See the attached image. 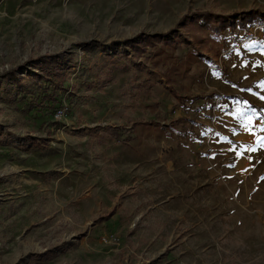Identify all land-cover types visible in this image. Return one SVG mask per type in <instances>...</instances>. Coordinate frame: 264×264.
Here are the masks:
<instances>
[{
    "label": "rangeland",
    "instance_id": "374dc122",
    "mask_svg": "<svg viewBox=\"0 0 264 264\" xmlns=\"http://www.w3.org/2000/svg\"><path fill=\"white\" fill-rule=\"evenodd\" d=\"M196 9L264 0H0L1 263L264 264V23Z\"/></svg>",
    "mask_w": 264,
    "mask_h": 264
},
{
    "label": "trees",
    "instance_id": "16d2710c",
    "mask_svg": "<svg viewBox=\"0 0 264 264\" xmlns=\"http://www.w3.org/2000/svg\"><path fill=\"white\" fill-rule=\"evenodd\" d=\"M192 14L204 15L206 18L210 19V25L213 28H216L215 31L218 33L225 27H229L232 31L237 28L245 29L248 24L256 23H264V11L257 9H249V10H240L233 11L228 15L224 14H215L210 11H203L200 9H196ZM182 22V19L171 29L165 32H157V33H146L139 32L135 36L125 39L130 45L135 47L136 49L141 48L142 51H146L149 45L154 46L157 41H166L170 39V34L177 30L179 24ZM138 39V40H136ZM203 40V37L199 38ZM186 42L191 43L190 39H185ZM171 92L175 96H179L177 91L174 88H171Z\"/></svg>",
    "mask_w": 264,
    "mask_h": 264
},
{
    "label": "built area",
    "instance_id": "2783aa9c",
    "mask_svg": "<svg viewBox=\"0 0 264 264\" xmlns=\"http://www.w3.org/2000/svg\"><path fill=\"white\" fill-rule=\"evenodd\" d=\"M239 105H240V101H239L238 99H231V101H230V103H229V106H230V108H232V109L238 108ZM215 110H216V112L220 113L221 110H223V107L217 106V107L215 108ZM253 130H254L255 132H257V133H259V132L261 131L260 127H259V126H256V125L253 126Z\"/></svg>",
    "mask_w": 264,
    "mask_h": 264
},
{
    "label": "snow or ice",
    "instance_id": "6c2138e0",
    "mask_svg": "<svg viewBox=\"0 0 264 264\" xmlns=\"http://www.w3.org/2000/svg\"><path fill=\"white\" fill-rule=\"evenodd\" d=\"M258 87L264 88V82H261V85H259ZM246 91H248V92H249L250 94H252V95H257L260 99H264V96H259L258 93H254V92H252V89H247ZM245 103L247 104L248 102L245 101ZM249 107H251L250 104H249ZM261 123H264V121H261ZM246 130L249 132L250 135H254V133L251 131V129H246ZM261 130L264 131V129H261ZM224 139H227V138L225 137ZM261 139H264V138H261ZM232 150L234 151L235 148H233ZM249 150L254 151L255 149H251V148H249ZM237 155H240V153L237 152Z\"/></svg>",
    "mask_w": 264,
    "mask_h": 264
},
{
    "label": "crops",
    "instance_id": "0c3cea01",
    "mask_svg": "<svg viewBox=\"0 0 264 264\" xmlns=\"http://www.w3.org/2000/svg\"><path fill=\"white\" fill-rule=\"evenodd\" d=\"M253 117H254V116H253ZM247 132H248V131L245 130V132H242V133H243L244 136H246V135L249 133V132H248V133H247Z\"/></svg>",
    "mask_w": 264,
    "mask_h": 264
},
{
    "label": "water",
    "instance_id": "95a60500",
    "mask_svg": "<svg viewBox=\"0 0 264 264\" xmlns=\"http://www.w3.org/2000/svg\"><path fill=\"white\" fill-rule=\"evenodd\" d=\"M0 264H3V263L0 262Z\"/></svg>",
    "mask_w": 264,
    "mask_h": 264
}]
</instances>
